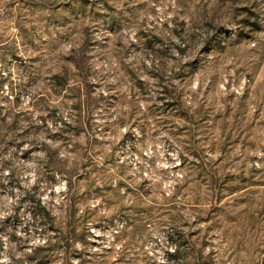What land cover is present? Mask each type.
<instances>
[{"label": "rangeland", "instance_id": "rangeland-1", "mask_svg": "<svg viewBox=\"0 0 264 264\" xmlns=\"http://www.w3.org/2000/svg\"><path fill=\"white\" fill-rule=\"evenodd\" d=\"M0 264H264V0H0Z\"/></svg>", "mask_w": 264, "mask_h": 264}]
</instances>
